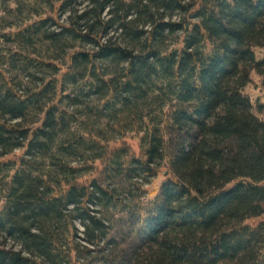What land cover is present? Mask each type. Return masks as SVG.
<instances>
[{
  "label": "trees",
  "instance_id": "1",
  "mask_svg": "<svg viewBox=\"0 0 264 264\" xmlns=\"http://www.w3.org/2000/svg\"><path fill=\"white\" fill-rule=\"evenodd\" d=\"M259 48L264 0H0V264H264Z\"/></svg>",
  "mask_w": 264,
  "mask_h": 264
},
{
  "label": "rangeland",
  "instance_id": "2",
  "mask_svg": "<svg viewBox=\"0 0 264 264\" xmlns=\"http://www.w3.org/2000/svg\"><path fill=\"white\" fill-rule=\"evenodd\" d=\"M256 52L259 57L264 55V49H256ZM244 92L250 97L254 104L258 101L264 102V75H260L256 71H252L251 82L246 86ZM126 142L129 143L136 152H138V144L136 140L129 137L126 139ZM164 173H167V171L163 168L160 173L152 179L151 184H145L143 186V189L147 191L144 193L145 198L153 197L156 194L155 192L160 189L165 180ZM125 232L126 234L122 231L117 233V231L114 230L111 235L116 241L120 242L123 247L133 245L131 244L134 241L133 237H128V230Z\"/></svg>",
  "mask_w": 264,
  "mask_h": 264
}]
</instances>
